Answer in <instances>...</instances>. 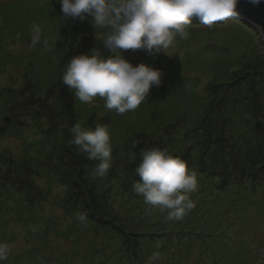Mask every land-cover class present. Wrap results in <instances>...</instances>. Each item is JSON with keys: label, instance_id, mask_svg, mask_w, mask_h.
Instances as JSON below:
<instances>
[{"label": "rangeland", "instance_id": "1", "mask_svg": "<svg viewBox=\"0 0 264 264\" xmlns=\"http://www.w3.org/2000/svg\"><path fill=\"white\" fill-rule=\"evenodd\" d=\"M69 19L57 0H0V164L5 174L19 162L28 180L11 189L0 180V243L10 246L0 264H264L259 34L236 17L211 27L191 19L189 39L167 55L123 51L133 66L144 63L163 75L146 102L117 115L102 98L81 103L62 84L74 57L70 50L55 55L62 28L69 47L80 38L102 40L89 21L69 27ZM76 123L109 125L113 160L105 177H96L98 162L71 143ZM195 143L201 151L218 149L210 147L208 160H200L214 174L199 173L197 163L189 167L197 173L195 207L169 221L167 210L133 191L134 168L141 149L171 153L173 145Z\"/></svg>", "mask_w": 264, "mask_h": 264}, {"label": "clouds", "instance_id": "2", "mask_svg": "<svg viewBox=\"0 0 264 264\" xmlns=\"http://www.w3.org/2000/svg\"><path fill=\"white\" fill-rule=\"evenodd\" d=\"M248 2L257 6L261 0ZM57 3L64 19L89 21L95 34L101 33L103 47L72 57L62 73V84L81 103L90 104L95 98H102L104 107L117 115L134 111L146 102L150 90L160 86L163 75L160 69L144 63L133 66L124 58L123 51L167 55L178 40L189 39L192 17L211 27L239 15V0H57ZM70 131L71 143L87 160L98 162L94 175L105 177L113 160L109 125L96 124L93 129L76 123ZM139 155L134 168L139 180L133 183V191L143 196L145 204L167 210L169 221L182 220L195 207L190 194L198 188L197 173L167 149H141ZM135 156L132 153V159ZM80 219L86 217L81 215ZM9 252L10 246L0 243V261L6 260Z\"/></svg>", "mask_w": 264, "mask_h": 264}, {"label": "trees", "instance_id": "3", "mask_svg": "<svg viewBox=\"0 0 264 264\" xmlns=\"http://www.w3.org/2000/svg\"><path fill=\"white\" fill-rule=\"evenodd\" d=\"M67 20L68 19H65V21L67 22ZM73 21V22H72ZM76 23H78V20H73V19H69V21H68V24H67V26H69V27H74V25L76 24ZM192 23V22H191ZM34 25H36V23H34L32 26H34ZM25 30H27V28L25 29ZM24 31V30H23ZM23 31H21L20 33H22ZM67 31H68V29H67ZM66 34L67 35V38L66 37H64L62 34ZM57 38H55L54 39V41H53V44H54V52H55V55L56 56H62V54L63 53H65V52H68V50H70V52H69V55L70 56H78V55H81V54H84L85 52H87L89 49H93V48H95V47H97L98 49H101V50H103V47H102V40H99V39H93L92 38V40L90 41L89 39H83V38H80L79 39V41L78 40H76V42L75 41H72L74 44H72L71 45V47H69V40H68V33L64 30V28H62V30L60 31V33H59V36H56ZM72 37V36H71ZM70 37V38H71ZM27 39H29V40H31L30 39V36H28V38ZM71 39H74V37L73 38H71ZM72 49V50H71ZM105 55H107V53L105 52L104 53ZM70 56H68V57H70ZM57 61H58V59H57ZM58 63V62H57ZM57 63L56 64H54V66H53V72L51 71V73L49 74V76L47 77V82L49 83V85H50V87H52V81H53V76L51 75V74H53L54 72H55V70H56V68H57ZM49 65H50V68H51V62L49 61ZM37 68H39V67H37ZM50 68L48 69L49 71H50ZM57 72V71H56ZM44 79V78H43ZM230 127H232V126H230ZM257 130L258 129H254V132H255V134H256V137H257ZM205 132V131H204ZM208 133H210V132H208ZM231 133H232V128H231ZM203 136V135H202ZM198 136H196L195 138H197ZM200 139V138H199ZM202 140V139H201ZM200 141V140H199ZM45 142V141H44ZM157 144V143H156ZM198 144V143H197ZM196 143H195V145H193L190 149H185V147L184 146H181V147H178V144L177 145H173L172 147V152H171V154L172 155H174V156H179L180 158H182V157H185L187 160H188V162H187V166H188V168L189 167H191V166H193V165H195L196 163H197V171L199 172V173H204L205 175H207L208 177H211L214 173L212 172V173H209V172H207L206 170H203L204 168H205V164H202V167H204V168H202L201 166H200V160H201V162H203V161H207L208 159V156L211 154V148L213 147L212 145L210 146V145H206L203 149H202V151H201V148L199 147V145H197ZM161 147V146H160ZM211 147V148H210ZM162 149V148H161ZM214 151H218V149H216L215 150V148H212ZM219 149H221V147H219ZM184 154V155H183ZM133 160V159H132ZM1 163H2V161H1ZM9 165V164H8ZM20 165L21 164H19V162H17V161H15V166H14V168L13 167H11L10 165H9V167L7 166V172L4 174L3 173V170H2V166H1V164H0V180H2L3 178V180L2 181H7V179H8V188L10 187V186H12L13 188H15V185H22V186H25L26 185V183H27V179L25 178V176H24V174H23V171H22V169H21V167H20ZM95 168V167H94ZM116 173V175L118 176V173L119 172H115ZM212 174V175H211ZM115 174H114V176H116ZM110 179V178H109ZM223 181V180H222ZM231 181V180H230ZM230 181H229V183H230ZM224 182V185H225V183L226 182H228V181H223ZM10 189H11V187H10ZM23 190V189H22ZM28 193V192H27ZM28 199V197L27 198H25L24 200H23V202H25L26 203V201H28L27 200ZM104 199H105V197H104ZM136 236H138V235H136Z\"/></svg>", "mask_w": 264, "mask_h": 264}, {"label": "water", "instance_id": "4", "mask_svg": "<svg viewBox=\"0 0 264 264\" xmlns=\"http://www.w3.org/2000/svg\"><path fill=\"white\" fill-rule=\"evenodd\" d=\"M237 11L239 15L236 18L254 29L264 44V0L257 6H253L248 0H239ZM191 19L198 20L195 17Z\"/></svg>", "mask_w": 264, "mask_h": 264}]
</instances>
